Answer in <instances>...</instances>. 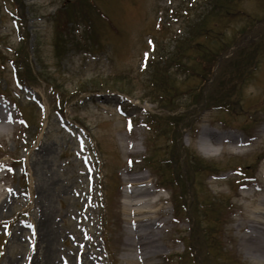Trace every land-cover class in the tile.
Returning <instances> with one entry per match:
<instances>
[{
	"label": "rangeland",
	"instance_id": "obj_1",
	"mask_svg": "<svg viewBox=\"0 0 264 264\" xmlns=\"http://www.w3.org/2000/svg\"><path fill=\"white\" fill-rule=\"evenodd\" d=\"M19 1L0 0V104L9 107L12 121L10 132L0 135V168L7 173L3 186L16 192L0 217V264H148L120 249L124 177L146 173L148 183L159 186L164 175L155 164L165 165L172 155L174 171L183 170L189 205L174 209L170 185V191H155L166 197L171 220L165 240L174 244L153 261L182 264L190 252L186 237V245L197 249L186 264H264L242 253L236 238L241 194L252 186L246 183L259 186L264 174V0ZM70 4L79 17L67 22L56 12ZM83 6L98 7L89 9L97 14L94 20L82 19ZM59 33L69 42L59 44L65 46L61 60ZM25 39L35 73L44 72L52 85L56 81L74 94L63 111L50 85L38 81L29 88L16 77L12 61ZM218 52L223 63L200 89V62ZM162 55L170 57V85L173 80L179 87L171 103L160 97L162 88L152 87L159 63L166 62ZM251 55L259 60L256 67ZM84 86L89 91L76 92ZM217 100L230 110L212 106ZM174 113L183 118L175 142L170 132L157 129L156 120ZM203 126L237 134L249 143L248 151L238 153L224 142L205 154L199 142ZM128 140L133 148L124 146ZM188 151L215 162L218 173L185 174ZM237 166L248 172L239 181ZM206 200L222 209L221 222L202 208ZM42 218L55 228L53 242H41ZM210 235L233 259L213 251Z\"/></svg>",
	"mask_w": 264,
	"mask_h": 264
},
{
	"label": "bare ground",
	"instance_id": "obj_2",
	"mask_svg": "<svg viewBox=\"0 0 264 264\" xmlns=\"http://www.w3.org/2000/svg\"><path fill=\"white\" fill-rule=\"evenodd\" d=\"M11 127L10 109L0 104V135L8 134ZM233 135L226 132L216 134L207 126H203L199 138L201 149L205 154H210L218 151L219 144L229 142L238 153L247 152L249 143L239 139L237 134ZM124 146L133 148L134 144L128 140ZM127 152L134 150L127 149ZM240 173L241 169H235L236 176ZM6 177L7 173L0 168V217L16 197L14 190H6L3 186ZM148 180L146 173L124 177L125 188L120 209L122 227L118 236L120 249L126 256L144 260L148 264H158L153 260L163 255L165 246H172L174 242L165 240L171 220L168 217L169 210L165 206L166 197L157 194L156 184L151 186ZM255 184L246 183L252 186H247L241 194L242 200L239 202L236 218V238L242 253L264 262V174L261 176L260 185ZM39 227L41 242H53L56 234L53 225L48 224L46 218H42Z\"/></svg>",
	"mask_w": 264,
	"mask_h": 264
},
{
	"label": "trees",
	"instance_id": "obj_3",
	"mask_svg": "<svg viewBox=\"0 0 264 264\" xmlns=\"http://www.w3.org/2000/svg\"><path fill=\"white\" fill-rule=\"evenodd\" d=\"M228 1V0H225ZM18 4L20 5V1L17 0ZM80 3L78 2V0L76 1V3L78 4H88V1H83L81 0ZM69 3H74V2H69ZM218 4L223 3V1H217ZM92 5V4H90ZM96 8H98L97 6H95ZM95 7H90L88 8L87 6H83L82 9H80V14L82 19H84L85 21H91L95 19L94 14L93 16L91 15V8H95ZM24 6L23 3L21 4V6L18 7V9H20L22 11V13L24 12ZM72 8H74L72 10ZM76 5L75 4H70V8L68 10H64V11H57L56 15L61 16L62 19H67V22H72L74 19H77L79 17V14L76 11ZM94 13V12H93ZM59 20H57V24H56V29L60 32L63 31V24L61 25V23H58ZM68 26V25H67ZM66 27V26H65ZM62 33H59V35ZM62 38L59 41V38L57 37V41H56V53L57 56L59 58V60L62 59L63 55H64V47H59L60 45H66L69 43L66 38L65 35H60ZM92 40H95V37H91ZM67 41V42H66ZM26 42V39L22 41V45L19 49H17L15 51V56L16 58L12 61V63H14V67L16 69V75L18 76V78L20 79L21 83H24L28 86H32L34 84L39 83L38 81H43L46 84L50 85L52 87V90L54 91V95H56L57 98H59V102H60V107H61V111H63V107L65 108V105L68 102L72 101V98H74V94H70L68 92V90H64L61 85L58 82H54V84L52 85V82L47 79L44 76V72L41 71H37V73H35L32 63L30 62V56L25 52V48H24V44ZM96 43V41H95ZM202 51L205 52H211L212 50H209L207 48H202ZM216 50V49H215ZM214 50V51H215ZM27 51V50H26ZM212 54V53H211ZM222 52L221 53H214L213 55H209L207 57H205L204 59L202 58L203 62H200V66H202V73L200 74L204 79L202 81V83L200 84V89L204 88L207 85V81L212 77V76H216V67L218 64L222 65L223 60L221 59L222 57ZM255 53L253 52L252 55H254ZM251 55V56H252ZM40 59V57H38ZM163 61L162 63H164L165 61V65L159 63V67H158V79H154L152 80V87L157 86L159 88H162L164 90V94H160V97L162 99H165L166 102H172V98L173 95V90L176 88H179L178 86L175 85L174 81L172 80V85H170V75H169V69H166L167 66L166 64L169 63L170 61V57H164V55H162L161 60ZM255 67L257 66L258 63V59L255 56L249 57V60ZM21 63L23 64V67L21 66ZM180 65H182L181 62H178ZM3 65V64H1ZM4 66V65H3ZM18 66V67H17ZM184 66H187L186 64ZM191 71V70H188ZM192 72V71H191ZM90 88H87V86L84 87H80L78 91H85V90H89ZM92 90H98V88L92 89ZM124 92H128L130 94V92L126 89L123 90ZM215 93H218V89L215 90ZM157 94V93H154ZM225 94H223L224 96ZM64 96H68L67 100L65 99ZM157 97L159 95H156ZM198 96V95H197ZM196 95L194 96L195 98L197 97ZM157 97H155L157 99ZM174 101V100H173ZM174 103V102H173ZM194 104H196L194 102ZM167 106H169V104H166ZM212 106L216 107V108H220L222 109V107H224V111H229L230 110V105H227L225 103H221L219 100H217ZM182 114L180 113H174V114H170V115H165V116H156L158 117V119H156L158 121V130H162L164 131L163 134H166V132H170L172 137L170 138L171 141L175 142L177 139L176 136V131H177V127L178 125L181 124V122L183 121V118L181 117ZM173 155L171 156V158H169L168 163L166 162L165 165H161V164H157L158 168L162 171L164 170L162 173L164 176L163 177V181H167L168 177H170V172L172 173L171 178L165 182V184H167L168 186H172L174 188V200H175V206L178 208L184 207L186 208L187 205H189V203H187V200L185 199V183L183 180L184 179L182 174V169H180L179 171L176 170L174 171L173 167L176 165H178L176 162L173 163L172 159H173ZM172 164H171V162ZM177 161V160H176ZM170 162V163H169ZM184 169H185V174L189 175V173L193 174L196 172H200V173H204V172H210L212 173L214 171H218L217 165L215 164V162L213 161H206L204 160L201 156H198V154H196L195 152L192 151H188L185 152V162H184ZM240 169L247 172L246 169H244L242 166H240ZM185 180V179H184ZM177 186H178V191H177ZM206 194H204L205 196ZM208 196V195H206ZM207 201V200H206ZM200 201L197 202V204H195V210L197 211L198 209H200ZM202 208L203 209H209V210H213L214 212H212V214H216L215 215V222H221V214L220 211L222 210L220 207H216L214 202H205V203H201ZM200 220V218H198ZM217 232H218V227L215 228V224H213L212 226V233L213 235L217 236ZM212 238V240L210 241L211 246L213 248V251L217 254V255H221L222 254V245L221 242L215 239L214 236L210 235V239ZM192 248H194V244L191 243ZM228 259H232L231 257H229Z\"/></svg>",
	"mask_w": 264,
	"mask_h": 264
}]
</instances>
